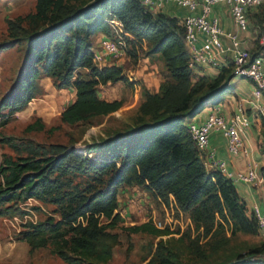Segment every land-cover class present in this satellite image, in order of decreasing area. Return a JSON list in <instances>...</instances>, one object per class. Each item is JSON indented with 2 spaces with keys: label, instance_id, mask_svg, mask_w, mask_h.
I'll list each match as a JSON object with an SVG mask.
<instances>
[{
  "label": "trees",
  "instance_id": "16d2710c",
  "mask_svg": "<svg viewBox=\"0 0 264 264\" xmlns=\"http://www.w3.org/2000/svg\"><path fill=\"white\" fill-rule=\"evenodd\" d=\"M111 17L122 25L129 43L128 57L135 59L143 51L158 54L163 63L164 81L159 91L144 90L138 107L141 116L157 120L145 127L143 140L137 138L138 128L105 140L100 155L60 144L25 145L23 155L2 159L0 216L26 214L18 204L28 199L50 205V214L22 223L17 238L26 243L29 252L48 247L65 264H106L110 260L118 244L117 234L110 231L120 221L117 193L126 187H140L161 202L170 197L180 211L187 213L195 229H202L197 222L212 224L215 216H220L230 222L233 232L256 234V222L246 213L233 182L216 170L205 169L185 125L231 90L234 75L230 58L218 65L215 75H197L187 65L181 22L149 10L139 0H35L34 12L26 18L45 23L47 28L28 38L15 87L0 98V118L5 111L1 123L34 97V82L40 75L53 79L59 88L74 90L73 101L60 112L61 122L71 125L115 112L120 101L99 98L96 86L116 82L129 85L130 81L120 66L94 65L90 45L93 35L109 34L106 21ZM246 18L252 34L249 58L264 57V1ZM77 69L87 70L88 76L74 77ZM261 123L264 125L263 119ZM35 128L41 125L26 126L27 130ZM0 141L18 149L8 139ZM260 174L264 180V168ZM77 177L82 179L81 185ZM204 228L208 232L209 228ZM128 230L154 236L170 233L147 222ZM189 252L180 235L176 239L160 237L154 254L158 264H171L172 258ZM263 258L264 239L242 247L229 262L264 264Z\"/></svg>",
  "mask_w": 264,
  "mask_h": 264
},
{
  "label": "rangeland",
  "instance_id": "374dc122",
  "mask_svg": "<svg viewBox=\"0 0 264 264\" xmlns=\"http://www.w3.org/2000/svg\"><path fill=\"white\" fill-rule=\"evenodd\" d=\"M34 5L35 0H0V98L15 87V76L21 67L28 38L41 34L47 28L45 23L26 18L34 12ZM103 35L95 34L90 38L94 51L99 52V44L105 37L115 40L110 31L108 35ZM124 35L123 33L121 36L126 46L125 53L120 60L111 64L122 68L130 81L129 85L116 82L96 86V92L102 98L107 101L118 100L121 106L104 116L66 124L60 121L59 115L73 101V88H59L53 79L40 75L34 82V97L23 109L7 116L3 124L1 120H5V111H1L3 117L0 118V139H8L18 149L0 141V161L7 156L15 158L23 155L25 145L60 144L79 152L86 148L100 155L104 152L105 140L135 128L140 129V136L137 138L144 139L145 127L154 123L157 118L141 116L138 107L143 100L144 90L150 93L159 91L164 81V66L158 54H144L142 51L135 59L128 57L126 51L129 43L125 41ZM93 63L101 67L106 61ZM75 76L86 78L87 70L77 69ZM36 124H40L41 128L26 129L27 125ZM261 147L264 150V144ZM76 181L81 185L82 179L77 177ZM18 206L26 214L0 216V264H65L48 247L29 252L26 243L17 238L22 223L42 219L44 215L50 214L52 207L33 199L19 203ZM116 211L120 221L110 231L117 234L118 244L113 248L112 256L106 264H146L149 260L148 264H158V256L154 251L160 237L128 230L132 225L146 222L150 216L162 223L168 221L171 235L162 239H176L181 235L183 243L190 249L189 253L172 258L171 264H231L229 261L239 249L254 246L264 239V231L259 229L253 235L233 232L230 222L220 216H215L212 224L197 222L202 229H195L187 213L180 211L170 197L166 202H159L140 187L120 189L117 193ZM204 227L209 228L208 232H205Z\"/></svg>",
  "mask_w": 264,
  "mask_h": 264
},
{
  "label": "built area",
  "instance_id": "2783aa9c",
  "mask_svg": "<svg viewBox=\"0 0 264 264\" xmlns=\"http://www.w3.org/2000/svg\"><path fill=\"white\" fill-rule=\"evenodd\" d=\"M139 1L149 10H155L171 3L177 7L185 8L189 12L180 22L184 28V46L188 53L187 65L194 73L200 67H217L218 57L228 53L232 62L234 77L245 78L252 84L253 97L264 96V57L257 56L250 59L247 51L241 47L238 37L239 32L247 30V10L255 8L264 0ZM216 4H221L226 8L235 26V32H224L216 20L209 17L211 7ZM106 22L115 40L105 37L99 44V52H97L98 50L93 51L92 61L100 63L105 60V65H108L123 57L126 46L121 36L123 34L121 23L112 17L107 19ZM223 37L228 39L227 46L222 42ZM261 41L263 42V39ZM204 108L206 109V114L200 122H196L191 118L185 122V125L199 157L205 162V169L218 171L233 184L242 182L258 186L264 182L260 171L255 168H248L242 172L227 171L224 161L216 158L214 151L208 149L209 135L218 133L225 142V149L228 154L237 156L244 151L241 134L249 125V119L241 107L235 109L229 117L221 113L218 103L207 105ZM133 189H138V187H133ZM158 201L160 202V200ZM250 214L254 218L258 229L264 231V212L261 213L256 206H253ZM146 222L159 230L166 228L171 230L168 221L162 223V221L155 219L153 216L148 217ZM168 235H171V231ZM159 237L163 238L164 236Z\"/></svg>",
  "mask_w": 264,
  "mask_h": 264
},
{
  "label": "crops",
  "instance_id": "0c3cea01",
  "mask_svg": "<svg viewBox=\"0 0 264 264\" xmlns=\"http://www.w3.org/2000/svg\"><path fill=\"white\" fill-rule=\"evenodd\" d=\"M254 8L248 9L246 16ZM153 12H161L167 16L175 17L179 21L189 14L182 7H177L171 3L165 4ZM209 17L216 20L219 27L228 33L235 32L233 21L229 17L226 8L221 4H216L211 7ZM97 36H102L101 33ZM104 36V35H103ZM240 45L242 48L250 49L252 46V34L247 29L245 32H239ZM101 38V37H100ZM225 46L228 45V39L222 38ZM225 58H229V54H222L218 57L217 67H200L199 74L213 76L217 73L218 65ZM231 90L222 96L220 111L224 116L229 117L235 109L241 107L249 119V125L242 132L244 151L237 156L230 155L226 152L225 142L218 133H211L208 137V149L214 151V156L221 159L225 163L226 170L229 172H242L248 168H255L260 171L264 168V150L261 147L264 144V125L261 119L264 120V96H252V84L245 78L232 77L230 79ZM97 96L103 100L101 94L97 92ZM107 101V100H106ZM206 114V109L195 115L192 120L200 122ZM205 167L204 160H201ZM238 196L243 200L246 213H250L251 208L256 206L258 210L264 212V182L258 186H252L242 182L234 183Z\"/></svg>",
  "mask_w": 264,
  "mask_h": 264
}]
</instances>
